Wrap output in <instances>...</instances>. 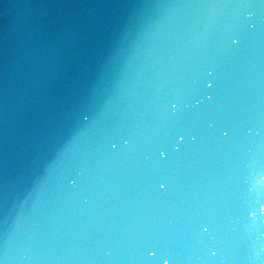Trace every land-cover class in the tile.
I'll return each instance as SVG.
<instances>
[{"label": "water", "instance_id": "obj_1", "mask_svg": "<svg viewBox=\"0 0 264 264\" xmlns=\"http://www.w3.org/2000/svg\"><path fill=\"white\" fill-rule=\"evenodd\" d=\"M0 264H264V0H0Z\"/></svg>", "mask_w": 264, "mask_h": 264}]
</instances>
